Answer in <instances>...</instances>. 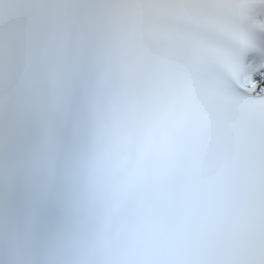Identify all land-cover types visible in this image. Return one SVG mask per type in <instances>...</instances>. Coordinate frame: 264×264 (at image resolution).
Returning a JSON list of instances; mask_svg holds the SVG:
<instances>
[{
	"label": "snow or ice",
	"instance_id": "snow-or-ice-1",
	"mask_svg": "<svg viewBox=\"0 0 264 264\" xmlns=\"http://www.w3.org/2000/svg\"><path fill=\"white\" fill-rule=\"evenodd\" d=\"M0 264H264V0H0Z\"/></svg>",
	"mask_w": 264,
	"mask_h": 264
}]
</instances>
